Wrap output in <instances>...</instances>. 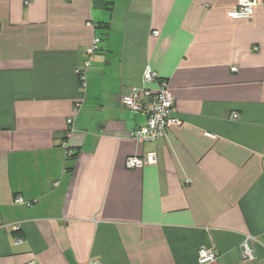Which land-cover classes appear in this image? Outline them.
I'll return each instance as SVG.
<instances>
[{
    "label": "crops",
    "instance_id": "1",
    "mask_svg": "<svg viewBox=\"0 0 264 264\" xmlns=\"http://www.w3.org/2000/svg\"><path fill=\"white\" fill-rule=\"evenodd\" d=\"M237 2L0 0V264H264V0ZM147 67L180 120L156 142L121 102Z\"/></svg>",
    "mask_w": 264,
    "mask_h": 264
},
{
    "label": "built area",
    "instance_id": "2",
    "mask_svg": "<svg viewBox=\"0 0 264 264\" xmlns=\"http://www.w3.org/2000/svg\"><path fill=\"white\" fill-rule=\"evenodd\" d=\"M30 2V0H26ZM257 0H238L237 5L229 11V16L234 19H252L254 7ZM160 31H153L154 36H158ZM101 39L95 38L91 47L87 49V55L96 54L99 49ZM90 65V60L77 68L82 86L85 85V72ZM233 71H237L236 66H232ZM158 80V89L153 91L148 88L134 89L131 95H123L122 105L134 112L142 113L146 116L145 124L141 125L132 132V138L138 142H156L166 136L167 131L173 126L180 123V120L174 115L175 98L169 89L168 80L159 79L158 74L147 67L144 74V82L150 83ZM234 118L238 114L233 115ZM71 153V151L69 152ZM157 163L156 152H149L146 155H132L126 159V166L130 169L141 168L147 164ZM16 202L22 203L24 199L17 197ZM258 239L252 235H246L242 243V263H250L256 259L255 243ZM200 262L205 263L216 259L217 255L213 249H202L200 251ZM25 264H35L33 261ZM84 264H104L100 259H91Z\"/></svg>",
    "mask_w": 264,
    "mask_h": 264
}]
</instances>
